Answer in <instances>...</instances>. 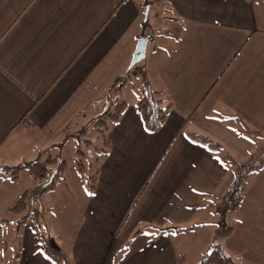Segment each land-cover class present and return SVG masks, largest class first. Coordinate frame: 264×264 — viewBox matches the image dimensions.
Here are the masks:
<instances>
[{"label": "crops", "instance_id": "crops-1", "mask_svg": "<svg viewBox=\"0 0 264 264\" xmlns=\"http://www.w3.org/2000/svg\"><path fill=\"white\" fill-rule=\"evenodd\" d=\"M150 3L173 29L148 37L139 64L170 110L149 132L137 108L142 92L130 97L123 87L126 106L107 124L109 153L79 224L65 233L74 264H202L219 206L237 175L256 163L225 217L232 230L219 242L234 264H264V0ZM145 4L0 0V172L35 156L41 147L29 146L36 135L75 126L85 98L96 95L100 64L103 82L127 75L126 56L141 35L137 27L125 34ZM121 62L122 72L113 74ZM22 227L20 264L59 262L46 253L36 222Z\"/></svg>", "mask_w": 264, "mask_h": 264}, {"label": "rangeland", "instance_id": "rangeland-1", "mask_svg": "<svg viewBox=\"0 0 264 264\" xmlns=\"http://www.w3.org/2000/svg\"><path fill=\"white\" fill-rule=\"evenodd\" d=\"M144 1H146V4L142 11L143 17L141 16L137 23L131 26L125 36L128 34L131 36L136 27L141 35L140 38L153 37L160 32L172 30V21L165 16L164 10H161L158 5L152 6L151 0ZM148 6H150L148 19L145 21ZM158 13L159 15H157ZM125 44L126 37L120 41V50ZM134 51L130 58L129 53L128 57L126 56L127 67L125 73L130 65ZM148 51H150V48ZM104 65H99L97 74L95 73L96 80H92L93 91L91 94L95 93L96 95H90L85 98L83 109L81 106L74 118L73 125L75 124V126L67 129L64 126L59 132L51 131L44 133L42 136L36 135V141H33L29 146V148H33L39 145L41 148L37 150L35 156L30 158L28 162H44L51 176H56L59 173V176L55 177L54 187L41 193L40 187H38V180L33 175L31 168L29 166L21 167V163L13 164L17 167L19 166V175L15 179L11 174H8L7 170H4V173L0 172V219L5 220V222H0V264H20L21 262L20 236L24 222L20 223L21 214L16 212L13 207L28 192L30 197L39 199L45 207L44 210L43 206L40 205L42 214L37 221L40 233L47 240L59 242L62 245V252L66 259L55 264H74L71 252L66 245L72 236H70L71 233L69 235L65 233L67 229L73 230L79 224V216L88 195L87 191L92 188L94 183L92 177L97 173V169L105 159L106 154L109 153V149L105 144V137L97 127L92 125V122L107 109L108 102L113 108L114 102L122 101L121 91L123 87L126 88L125 91L128 90L130 97L134 96L136 92H139V94L142 92L140 99L145 90L144 77L137 71L136 67L130 70V76L126 77L123 82L122 79L124 77L119 80L106 77L107 80L103 82L101 79L107 72ZM123 65L125 63L121 62L120 68L119 64L115 63L112 73L114 74L117 71L119 72L118 75H120ZM146 78L149 80L148 76ZM149 82L151 85V80ZM153 86L151 85L154 89ZM107 124H109V120ZM83 130L86 131L85 134L80 133ZM69 133H71L70 135H77V137L69 136ZM80 135H82V139L78 137ZM30 150H28L29 154ZM15 151L22 152L19 149H15ZM231 167L233 168V166ZM244 178L245 176L241 179L242 182ZM84 193L85 198L82 195ZM76 194L78 195L75 199L74 195ZM5 203L7 204L5 205ZM20 225L21 227L18 231V226ZM62 226L65 227L64 232H62Z\"/></svg>", "mask_w": 264, "mask_h": 264}, {"label": "trees", "instance_id": "trees-1", "mask_svg": "<svg viewBox=\"0 0 264 264\" xmlns=\"http://www.w3.org/2000/svg\"><path fill=\"white\" fill-rule=\"evenodd\" d=\"M137 71L141 73L144 77V87L145 90L143 92V96L139 100L137 104L138 111L140 113V116L142 118V121L144 123L145 128L149 132H156L158 131L163 124L166 121L167 115L170 110L169 103L165 100V98L162 97L161 91L154 90L149 80L146 78V69L143 65H135ZM130 76V71L127 73V75L122 79V82L126 77ZM121 82V83H122ZM126 106V103L124 101L121 102H114V107L107 109L105 112H103L97 119H95L92 124L97 127L100 132L105 137V144L109 149L110 142L106 138L105 131L107 129V121L118 120L122 112ZM25 166H29L31 168V171L35 178L38 180V187H40L41 193L52 189L55 185V177L59 176V173L56 174V176L52 179L51 173L48 172L47 167L45 164L35 161V162H26ZM260 166V163L253 164L249 167L244 168V170L239 173V176L234 180L232 185L230 186L224 201L221 203V205L218 208V212L221 216V220L218 224V227L216 229L215 238L210 246V252L207 255V257L203 260L202 264H234L233 258L225 252L223 249L221 243L219 242L221 238L227 237L232 227L228 226L226 223V215L229 211L235 210L241 200V182L242 178L246 176L247 171L254 169L256 167ZM4 170H7L10 172V174L13 176V178L18 177L19 172V166H6ZM93 184L92 187L95 186V182L97 179V173L92 177ZM40 205L43 206V209L45 210V207L43 203L39 201V199H35L33 197H30V193H25L17 202V204L13 207L16 212L21 214L20 217V223L26 222V221H34L36 222L37 226L39 227V224L37 221L39 218H41L42 209ZM5 222V220L3 221ZM42 239L44 241V248L46 253L53 259L61 261L63 259V254L59 246L55 241H50L45 238V236H42Z\"/></svg>", "mask_w": 264, "mask_h": 264}, {"label": "water", "instance_id": "water-1", "mask_svg": "<svg viewBox=\"0 0 264 264\" xmlns=\"http://www.w3.org/2000/svg\"><path fill=\"white\" fill-rule=\"evenodd\" d=\"M149 8L150 6L147 7L146 9V14H145V21H147L148 19V13H149ZM147 44H148V38L147 37H141L138 41V44L136 46V49L133 53V56H132V60L130 62V65L127 69V73L137 64L139 63L142 59L145 58L146 56V50H147ZM25 164H22L21 167H24ZM55 177L54 176H51V178L53 179Z\"/></svg>", "mask_w": 264, "mask_h": 264}]
</instances>
